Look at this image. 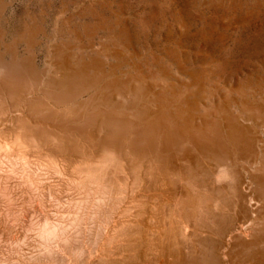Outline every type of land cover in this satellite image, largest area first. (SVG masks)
Masks as SVG:
<instances>
[{"label":"bare ground","instance_id":"bare-ground-1","mask_svg":"<svg viewBox=\"0 0 264 264\" xmlns=\"http://www.w3.org/2000/svg\"><path fill=\"white\" fill-rule=\"evenodd\" d=\"M6 9L0 264H264V72L201 112L99 52L38 67L37 28L7 43Z\"/></svg>","mask_w":264,"mask_h":264},{"label":"rangeland","instance_id":"rangeland-1","mask_svg":"<svg viewBox=\"0 0 264 264\" xmlns=\"http://www.w3.org/2000/svg\"><path fill=\"white\" fill-rule=\"evenodd\" d=\"M2 1L7 43L18 37L23 20L37 28L38 67H57V47L88 62L99 52L103 67L120 66L121 80L142 77L165 88L168 98L172 88L190 100L200 94L201 112L252 71L264 72V0ZM204 68L208 74L200 81L196 76ZM254 82L248 91L257 95L264 81Z\"/></svg>","mask_w":264,"mask_h":264}]
</instances>
